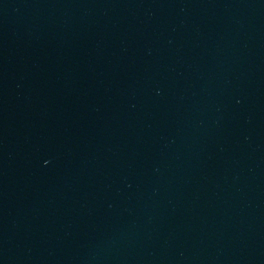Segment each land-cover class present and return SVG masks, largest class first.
Listing matches in <instances>:
<instances>
[{
	"label": "water",
	"instance_id": "95a60500",
	"mask_svg": "<svg viewBox=\"0 0 264 264\" xmlns=\"http://www.w3.org/2000/svg\"><path fill=\"white\" fill-rule=\"evenodd\" d=\"M0 264H264V0H0Z\"/></svg>",
	"mask_w": 264,
	"mask_h": 264
}]
</instances>
